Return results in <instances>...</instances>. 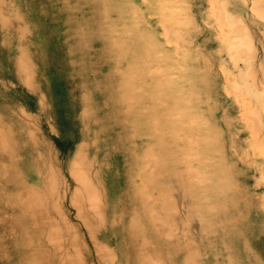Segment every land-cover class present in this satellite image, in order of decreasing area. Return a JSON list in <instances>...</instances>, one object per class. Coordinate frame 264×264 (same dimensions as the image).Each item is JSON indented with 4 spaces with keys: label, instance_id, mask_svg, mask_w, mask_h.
Wrapping results in <instances>:
<instances>
[{
    "label": "rangeland",
    "instance_id": "rangeland-1",
    "mask_svg": "<svg viewBox=\"0 0 264 264\" xmlns=\"http://www.w3.org/2000/svg\"><path fill=\"white\" fill-rule=\"evenodd\" d=\"M263 3L161 0L159 11L148 5L139 14L145 6L141 0H0L3 72L20 71L27 83L35 77L40 83L42 76L45 87L52 75L69 80L56 86L57 92L42 89L55 130L49 133L44 125L43 139L72 165L78 132L100 121L99 138L116 160L112 212H123L124 225L133 219L143 230L152 264H264ZM166 20L173 24L171 36ZM232 28L241 29L239 36L250 43L235 54L228 50ZM123 73L128 81L121 79ZM133 81L146 94L138 102L139 118L143 121V107L153 106L157 120L150 146L161 190L150 189L154 228L147 226L141 208L144 188L138 185L136 191L126 183L127 159L135 171L131 159L147 147L144 128L133 121L114 128L124 116L117 99ZM34 94L24 81L0 78V264H39L37 255L41 264H116L119 249L129 253L126 242L110 244L98 230L91 233L95 242L90 240L76 217L74 183L63 204L53 199L42 213H34L31 204L18 206L21 197L11 191L8 177L9 148L12 141L17 144L20 166L27 170L34 154L23 140L36 125ZM133 100L130 96L131 106ZM196 151L215 184L207 192L210 210L195 191L185 195L179 185L177 173L198 168ZM91 221L92 228H100ZM167 222L173 224L171 235ZM95 246L102 248L100 262Z\"/></svg>",
    "mask_w": 264,
    "mask_h": 264
},
{
    "label": "bare ground",
    "instance_id": "bare-ground-1",
    "mask_svg": "<svg viewBox=\"0 0 264 264\" xmlns=\"http://www.w3.org/2000/svg\"><path fill=\"white\" fill-rule=\"evenodd\" d=\"M141 1L145 4V6L143 8L140 7V9L142 8V11H140L139 14L144 13L145 9H148V5L149 8L151 7V9H157V11H159L160 9V6H158L157 3H160L161 0ZM159 18L162 21L161 14L159 15ZM136 20H140V15ZM166 21L167 24H165L164 27L167 28L168 36H171L173 34V24L169 20ZM162 22H164V20ZM161 24L162 23H160V26ZM235 25L236 27L241 28L240 24L239 26L238 23H236ZM232 30L235 32V34L233 35L234 38L228 41V50L230 53L235 54L238 53L240 49H245L246 45L247 47L250 46V43L246 41L244 37H240L242 35L239 36V33H241V29L232 28ZM164 34H166V29L164 30ZM138 38L142 39V33L138 36ZM9 67L10 65H5L4 69ZM3 71L4 70L2 68V63L0 61V74L2 75V77L0 78L13 80L14 84H20L22 81H24L28 86H31L36 91V94L31 95L33 96L32 99L35 102V106L33 108L36 112V125L33 123L35 127L33 128V130L28 132V138H26V140H23V147L26 146L30 148L32 155L34 154L32 158L33 160L31 163H29L27 170H23V168L20 166L22 161L17 156L19 152V150L17 149V144L12 141L11 146L9 148L8 177L10 181L11 191H15V193L19 192V195L21 197V203H18V206L23 209H28V205L31 204L34 213L36 209H38V211L42 213V209L45 211L46 208H48L47 206L50 205L53 199L58 201L59 204H63L71 189L72 184L74 183L75 192H77L78 195V199L73 202L76 206L75 208L77 209L76 211L79 215L76 217H81L82 221H80L82 222V225L84 224L86 228L85 231H87V236L90 237V240L92 242H95L91 233L93 231L97 233V230L102 232V234L105 236L103 238L110 239V244L120 245L122 240H124V242H126L127 247L129 248V253L126 254L124 250L119 249L116 254L120 258H118L116 264H152V258H150L149 254L144 251L147 240L143 233V230L138 227V224L133 219L130 220L128 224L124 225V223L126 222V215H124L123 212H120L118 214H114L112 212L111 201H113L115 197L113 189L117 176V173L114 170L116 160L113 157H110V155L108 154V149H106L105 147L106 143L104 139L99 138V136L103 134V131L97 128V126L100 124V121L96 124L97 126L94 127L93 123L92 126L88 125L87 127H83V129L78 132L76 138L77 143L75 144V163L72 165H65L61 160L62 156L59 155L60 152L55 154L51 150L48 143L43 139L42 127L44 125L49 129V133H55V130L52 119L47 118V116H49V107L48 105L43 103L42 98L43 96L46 98L47 89H51L55 92L56 86L61 88L62 85H64L65 83H69V80L62 77L58 78V76L54 77L52 75L46 81L47 83L45 87L44 78H42L41 76V80H39L40 83L37 82V80L35 81L36 77L34 78V80L28 78V83L30 84L29 85L26 82V76L23 78L22 74H20V71H14L12 69V75L10 76H8V74L10 73L7 74ZM138 72H140V70ZM128 76V73H123L121 79L125 80L126 77L128 81ZM137 86L139 85H137L134 81L131 82V86L126 84L124 85L125 94H121L119 96V99H117L119 101V105H117V107L121 109L124 116L123 118H121V121L116 122L114 128L120 129L126 126V124H129L128 126H130L132 121L133 123L135 122L137 127L144 128V135L147 138H145V140L147 141V147H144L140 154H136L135 157L131 159L132 163L134 162L135 165H138V168L135 169V171L132 167L130 160L127 159L130 171H128L127 173L128 179H126V183L132 186L133 189L135 188L136 191L138 185H142V187L144 188L145 191L143 192V195L145 196V199L142 203L141 208L146 214L147 226L154 228L155 215H153V213L155 212V201L150 200V195H152L150 189H152L153 185H155V189H157L159 193L161 192V190L158 188L160 185V183H158L159 176L155 173V168H157V161L154 156L155 151L153 152L150 149V146L154 144L153 141L155 140V126L157 124V120L154 117V110L152 108L153 106L143 107L145 110V112H143L142 114L143 121L139 118L138 111L142 109L138 102L146 94L142 93L143 89H138L139 87ZM44 88H47L45 90V94L42 92V89ZM127 92H130L131 94L129 95L127 94ZM130 96L134 99L133 101H135L134 105L132 106L129 103ZM53 105H55L54 100ZM134 145L136 146L137 143H135ZM193 159L198 163L197 169H193V171L190 173L189 169L184 168V170H182L180 173H177V176L179 178L180 189L184 192L185 195H189L190 192L195 191V196L200 199H203V205L208 207V209L210 210L213 208V204L212 202H210V198L207 192L209 189H213L211 187H214L215 184H213L210 178L208 177L210 172H207L206 169L203 170V167H206V164L204 160L205 158H202L200 151H196L194 153ZM104 162H107L108 164ZM156 185H158V187ZM142 187L138 189H141ZM165 194H167V192ZM167 197H169V195ZM100 202H103V208L100 207ZM31 207L29 208L31 209ZM113 216H115V220L112 219ZM91 220L96 222V224L99 225L100 228L96 230L92 228ZM123 225L125 226V236L124 238H121L120 232ZM166 226L167 232L171 235V232L168 231V229L170 230L173 224L167 222ZM59 230V232H62L60 227ZM65 233L69 234V232L66 231ZM26 240L27 236H25V245L27 249L29 244L27 243L28 240ZM151 240L153 239L151 238ZM99 247L95 246V250L93 249V255H96L97 260L100 262L102 257V248L100 249ZM109 255L110 258L111 256H113L111 252L110 254L108 253L107 256ZM122 256L125 257L124 260L121 259ZM37 259L39 264H41L39 255H37Z\"/></svg>",
    "mask_w": 264,
    "mask_h": 264
}]
</instances>
